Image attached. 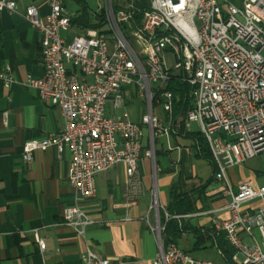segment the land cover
<instances>
[{
	"label": "built area",
	"instance_id": "built-area-1",
	"mask_svg": "<svg viewBox=\"0 0 264 264\" xmlns=\"http://www.w3.org/2000/svg\"><path fill=\"white\" fill-rule=\"evenodd\" d=\"M47 4L44 17L34 4L19 11L14 0H0V12L20 13L41 34L43 72L27 74L25 84L60 110L62 127L26 140L21 154L28 162L36 150L68 148L67 179L75 194L63 223L84 236L98 222L79 203L95 195V175L117 163L125 167L127 192L136 194L138 161L145 157L154 168L155 141L178 134L176 122L184 111V132H192L190 122L198 125L212 176L222 183L220 194L228 201L218 209L165 212L164 221L226 210L229 215L212 217L211 225L234 252L216 262L164 242L163 206L153 189L149 212L154 223L144 217L158 247L151 264H264V184L232 185L226 175L228 168L264 152V0H104L88 26L71 22L64 0ZM166 55L173 58L171 67ZM11 82L10 66L4 64L0 84ZM171 84L186 88L191 99L175 112ZM130 86L146 107L137 122L112 112L130 99ZM2 116L5 122L6 112ZM36 241L43 250L44 239L36 235ZM81 264L110 262L87 248Z\"/></svg>",
	"mask_w": 264,
	"mask_h": 264
},
{
	"label": "crops",
	"instance_id": "crops-1",
	"mask_svg": "<svg viewBox=\"0 0 264 264\" xmlns=\"http://www.w3.org/2000/svg\"><path fill=\"white\" fill-rule=\"evenodd\" d=\"M14 1L19 11L34 4L40 17L49 12L47 0ZM40 38L20 13L0 12V69L8 64L13 77L8 87L0 84V264H81L87 248L110 264H151L158 247L144 217L148 214L154 222V214L149 212L153 189L163 206L159 210L161 222L165 212L174 213L171 193L191 194L198 211L218 209L228 200L219 190L208 191L206 183L195 182V171L183 165V150L180 156H172L180 144L171 146L170 137L164 139L166 148H155L154 168L145 157L138 161L134 178L140 188L136 194L127 192L125 167L117 163L95 175V195L79 203L98 222L87 227L84 236L64 224L63 211L73 204L75 194L67 179L71 159L68 148L61 153L55 146L36 150L28 162L21 154L26 140L44 137L62 127L60 110L42 101L37 91L25 84L27 74L43 72ZM187 148L194 153L190 146ZM158 154L168 158L158 160ZM209 165L210 177L214 178L211 162ZM228 215L221 210L181 217L186 229L175 244L195 258L222 262L224 255L217 243L205 241L193 248V233L196 229L210 230L212 217ZM36 235L44 239L43 250L38 248Z\"/></svg>",
	"mask_w": 264,
	"mask_h": 264
},
{
	"label": "rangeland",
	"instance_id": "rangeland-1",
	"mask_svg": "<svg viewBox=\"0 0 264 264\" xmlns=\"http://www.w3.org/2000/svg\"><path fill=\"white\" fill-rule=\"evenodd\" d=\"M66 10L71 17H75L81 12L86 13V17L91 22H95L96 18L94 14L104 6V0H64ZM76 25L70 29V32H76ZM65 35V33H62ZM167 64L171 67L174 63L172 56L166 55ZM130 99L126 100L125 104L122 107L113 109L112 112L115 116L123 117L124 113L128 118L134 122L139 120L141 114L146 110L143 98L139 96L138 90L130 86ZM109 107L106 108V112H109ZM155 113L162 114L159 110H156ZM189 127L192 131H198V125L195 122H190ZM171 137L170 145H174V139ZM177 142L180 144V149H175L172 152V156L179 153L180 156L181 150H183V165L190 167L196 173L195 182H201L205 184V189L208 191L221 190L222 183L215 178H211V167L208 161L201 157L196 156L190 149L187 147L190 144V140L187 138L177 137ZM174 143V144H173ZM167 147L166 141L160 139V141H155V148ZM168 158L166 155L160 156L158 154L157 159L164 161ZM187 167V168H188ZM227 178L229 179L232 185H236L242 182H248L253 188H257L261 184H264V152L241 162L238 165L230 167L226 170ZM228 200V197H224ZM150 221L153 222V218L150 217ZM254 236L258 238V232L254 231ZM195 255V254H193Z\"/></svg>",
	"mask_w": 264,
	"mask_h": 264
},
{
	"label": "trees",
	"instance_id": "trees-1",
	"mask_svg": "<svg viewBox=\"0 0 264 264\" xmlns=\"http://www.w3.org/2000/svg\"><path fill=\"white\" fill-rule=\"evenodd\" d=\"M71 22L79 26H88L90 21L86 17V13L83 11L75 17H71ZM170 90L173 91L174 96V112L178 107L190 104L191 99L186 93V88L179 84H171L168 86ZM184 123H185V113L182 111L180 119L176 122L177 133L173 135L174 142H177V137L187 138L190 140L189 146L194 150V155L201 156L205 158L209 163L211 162L210 152L207 147V143L204 137L200 134L199 131L184 132ZM177 136V137H176ZM157 150H155V155H157ZM157 162V161H156ZM171 197L175 206L174 213L172 214H185L198 211L194 205V199L191 197V194L187 192L183 193H171ZM168 209V208H167ZM170 211V210H169ZM165 223V228L162 233V238L165 239L167 243L173 242L179 238L181 232L186 229V224L182 219L177 220L176 218H169ZM194 241L193 248H199V246L205 242L209 241L211 244L214 242L217 243V246L220 252L225 257H230L234 252L233 248L228 244V242L220 235H216L213 232V229L210 230H201L196 229L193 233Z\"/></svg>",
	"mask_w": 264,
	"mask_h": 264
}]
</instances>
